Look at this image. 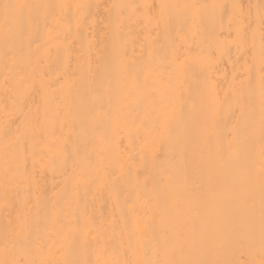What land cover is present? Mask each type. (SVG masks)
Listing matches in <instances>:
<instances>
[{
	"label": "bare ground",
	"instance_id": "1",
	"mask_svg": "<svg viewBox=\"0 0 264 264\" xmlns=\"http://www.w3.org/2000/svg\"><path fill=\"white\" fill-rule=\"evenodd\" d=\"M262 48L264 0H0V264H264Z\"/></svg>",
	"mask_w": 264,
	"mask_h": 264
},
{
	"label": "snow or ice",
	"instance_id": "2",
	"mask_svg": "<svg viewBox=\"0 0 264 264\" xmlns=\"http://www.w3.org/2000/svg\"><path fill=\"white\" fill-rule=\"evenodd\" d=\"M3 7L5 10L6 25L9 23L14 25H19L23 19V10L29 6L24 4L6 3L4 4ZM261 57H262V64H264V48H262ZM261 107H262V118H264V75H262L261 77ZM261 175L262 177H264V166H262ZM17 264H19V262H17ZM167 264H175V262H167Z\"/></svg>",
	"mask_w": 264,
	"mask_h": 264
}]
</instances>
